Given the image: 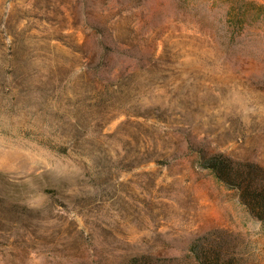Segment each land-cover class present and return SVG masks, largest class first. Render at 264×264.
<instances>
[{"label": "rangeland", "instance_id": "374dc122", "mask_svg": "<svg viewBox=\"0 0 264 264\" xmlns=\"http://www.w3.org/2000/svg\"><path fill=\"white\" fill-rule=\"evenodd\" d=\"M214 154L264 169V0H0V264H264Z\"/></svg>", "mask_w": 264, "mask_h": 264}, {"label": "trees", "instance_id": "16d2710c", "mask_svg": "<svg viewBox=\"0 0 264 264\" xmlns=\"http://www.w3.org/2000/svg\"><path fill=\"white\" fill-rule=\"evenodd\" d=\"M203 166L209 168L215 177L238 192L241 203L252 218L264 224V169L251 163H237L222 154H214L203 159ZM194 241L191 250L201 264H239L237 258L227 249L213 250Z\"/></svg>", "mask_w": 264, "mask_h": 264}]
</instances>
